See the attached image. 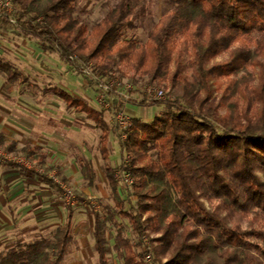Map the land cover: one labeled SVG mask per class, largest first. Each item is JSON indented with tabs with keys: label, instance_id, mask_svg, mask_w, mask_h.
<instances>
[{
	"label": "trees",
	"instance_id": "16d2710c",
	"mask_svg": "<svg viewBox=\"0 0 264 264\" xmlns=\"http://www.w3.org/2000/svg\"><path fill=\"white\" fill-rule=\"evenodd\" d=\"M12 1L20 12L21 25H16L22 38L36 41L63 61L90 63L102 78H115L126 70L163 91L180 89L165 101L142 102L148 108L164 107L163 113L151 124L133 120L122 142L129 158L122 170L134 180L132 195L137 201L132 213L124 211L115 170H104L116 211L113 216L110 211L105 216L91 213L97 264H110L107 229L112 222L118 228L114 238L118 258L124 264H145L146 252L136 251L114 217L128 220L134 235L141 238L147 226L156 230L169 195L177 198L181 219L174 216L158 245L150 246L156 264L170 252L167 264H196L210 249L217 252L221 264H264V247L252 241L264 244V227L256 226L264 220V0H164L167 10L145 45L123 40L126 32L136 30L137 23L150 15L149 8L138 6L137 0H118L90 35L75 18L80 0ZM12 25L8 18H0V27ZM187 54L199 87L195 93L185 75ZM0 73L7 83L20 81L8 63L0 61ZM53 92L67 109L84 115L101 130V153L108 161L111 130L103 114L63 90ZM118 104L122 110L124 103ZM4 146L0 136V150L13 149ZM153 151L156 158L150 160ZM39 159L46 161L44 156ZM8 166L61 189L44 174L15 162ZM82 169L85 180L94 183L93 166L84 163ZM158 182L165 189L157 193ZM208 195L221 201L227 216L206 206L203 198ZM253 210L257 212L247 230L231 226L229 217L249 216ZM74 219L75 210L68 205L65 223L52 239L18 245L0 255V264H65L74 243ZM205 264L212 261L207 259Z\"/></svg>",
	"mask_w": 264,
	"mask_h": 264
},
{
	"label": "rangeland",
	"instance_id": "374dc122",
	"mask_svg": "<svg viewBox=\"0 0 264 264\" xmlns=\"http://www.w3.org/2000/svg\"><path fill=\"white\" fill-rule=\"evenodd\" d=\"M117 2L118 0H80L76 6L75 18H79L86 25L90 35L93 27L104 20ZM137 5L149 8L150 15L137 23L136 30L126 32L123 40L145 45L148 34L158 25L167 8L164 0H137ZM11 18L20 24V12H12ZM12 26L10 29L0 27V61L12 65L20 75L18 83L10 84L0 73V136L5 140L4 147L13 146L9 151L0 150V255L18 245L52 239L55 231L65 223L67 206L70 205L75 210L74 243L65 264H97L93 249L95 222L91 213L98 212L105 216L110 211L113 216L116 211L105 177V168L111 167L121 176L118 182L120 196L125 202L124 211L132 213V208L137 203L132 189L127 187L122 176L127 174L122 167L128 164L129 158L122 149L124 140L117 124V116L121 111L119 104L116 103L114 109L108 110L100 103L98 86L80 69L83 63L76 60L63 61L57 55L44 51L36 41L23 39L17 25ZM184 66L185 75L193 84L195 93L199 87L195 82V70L189 54L184 58ZM173 70L172 66L171 72ZM124 75L125 77H121ZM115 76L121 82H129L134 86L132 102L123 110L128 120L151 124L161 116L164 107L148 108L142 105L146 82L133 77L126 70H120ZM56 89L85 101L103 114L111 130L108 161L103 159L101 153V130L84 115L67 109L66 104L54 94L53 90ZM173 92L178 94L180 89L169 88L164 91L165 100ZM27 149L40 151L32 155L25 154ZM40 156H44L46 161L39 159ZM149 156L150 160H155L156 152L149 153ZM9 162L52 178L61 189L46 184L39 177L26 174L19 168L8 166ZM84 163L93 166L96 173L94 183L85 180L82 169ZM62 186L74 194V200L69 201L65 197ZM156 188L158 193L165 189V185L158 182ZM169 197L156 230L147 226L143 235L150 246L158 245L157 240L174 216L181 219L177 198L173 195ZM203 202L210 210L219 209L220 214L227 216L221 201L211 195L206 199L204 197ZM256 212L253 210L249 216L238 213L229 217L231 226L247 230ZM114 218L121 225L124 237L130 240L136 251L145 252L143 236L138 238L134 235L128 220L116 216ZM256 226L264 227V220ZM117 230L113 222L108 225L107 235L112 248L110 264H124L114 251ZM177 231L181 233V229L178 228ZM252 241L264 247L263 243ZM151 252L154 256V252ZM171 254L172 252L162 257L161 264H167ZM207 259L212 264H221L214 249H210L204 258L197 259L195 263L205 264Z\"/></svg>",
	"mask_w": 264,
	"mask_h": 264
},
{
	"label": "built area",
	"instance_id": "2783aa9c",
	"mask_svg": "<svg viewBox=\"0 0 264 264\" xmlns=\"http://www.w3.org/2000/svg\"><path fill=\"white\" fill-rule=\"evenodd\" d=\"M17 13V7L13 4L12 0H0V18L5 17L11 20L13 25L17 24V21H14L11 18V13ZM80 69L90 77L95 84L98 86L99 92V101L106 109H114L116 103L123 102L124 108L128 107L132 102V94L134 91V86L132 83H124L121 82L118 78H102L99 77L95 71L92 64H82ZM144 91V101L147 103L150 102H160L165 100V93L163 90L146 85L143 88ZM124 108L120 111L117 116V124L122 132V139L127 140L128 138V130L132 126V122L126 118L125 113L123 112ZM124 180L126 181L127 187L129 189L133 188L134 180L129 174H123ZM119 177V178H118ZM120 174H116L117 181L120 179ZM65 197L72 201L75 199L74 194L68 190L67 187L62 186ZM144 241V249L146 252V256L144 258L145 264H156L153 254L150 250V244L147 243V238L145 236L142 237Z\"/></svg>",
	"mask_w": 264,
	"mask_h": 264
}]
</instances>
